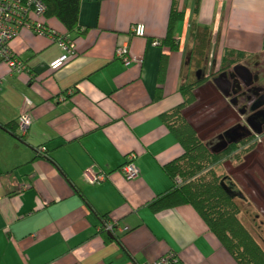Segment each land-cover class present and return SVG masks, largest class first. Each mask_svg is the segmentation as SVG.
<instances>
[{
	"label": "crops",
	"instance_id": "obj_1",
	"mask_svg": "<svg viewBox=\"0 0 264 264\" xmlns=\"http://www.w3.org/2000/svg\"><path fill=\"white\" fill-rule=\"evenodd\" d=\"M184 4L178 51L154 45L168 32L171 0H82L83 33L69 36L77 56L63 68H50L62 54L52 38L26 28L11 48L27 71L12 72L0 57V264H148L168 252L180 264H238L192 207L157 212L152 204L172 186L164 166L183 154L162 116L183 105L180 86L195 82L191 64L205 74L207 58L198 67L191 34L197 4L213 53L264 54V0ZM42 21L66 34L58 19ZM136 24L144 37L133 35ZM121 45L128 64L116 56ZM196 105L186 111L194 126ZM23 115L31 119L25 134ZM42 147L47 155L37 153ZM129 162L136 180L121 171ZM100 217L114 225L113 241L96 233Z\"/></svg>",
	"mask_w": 264,
	"mask_h": 264
},
{
	"label": "trees",
	"instance_id": "obj_2",
	"mask_svg": "<svg viewBox=\"0 0 264 264\" xmlns=\"http://www.w3.org/2000/svg\"><path fill=\"white\" fill-rule=\"evenodd\" d=\"M41 1L46 6L44 17L47 19L56 18L64 26L66 30V34L63 35L64 38L74 42V39L69 38V36L75 33L76 35L83 33L79 25L82 0ZM184 1L171 0L168 32L164 38L157 40L160 45L168 47L171 51H178L180 48V41L176 39L174 30L176 24L185 16ZM197 6L194 14L196 16L191 24L193 45L198 41H205L204 39L210 36L211 31L207 27L204 29L202 26L200 27L196 18L199 11V5L197 4ZM200 29H203L202 35H199ZM204 44L206 45V43ZM251 56L252 53L224 47L219 53L218 72L232 67L236 68L241 61H245ZM204 58H206V54ZM167 65L168 58L164 55L160 64L156 98L162 96ZM205 77L207 76L202 74L197 81L182 84L180 92L184 96L183 105L162 116L167 127L182 145L183 154L164 166L166 175L172 180V186L153 202L152 208L160 212L190 206L197 212L209 231L215 235L222 247L228 251L234 262L238 264H264V250L259 244L261 237L257 240L242 226L241 209L236 201L240 193L234 189L233 184L227 183V175H224L221 170L225 168L224 162L236 150L235 143L237 144V142H230L227 145H219L214 148L206 140H202L187 117L186 111L196 103V90L206 83ZM107 223L108 220L105 217H100V224L96 227V233L102 235L106 242H110V240L113 241L109 235L112 233L107 231ZM168 256L176 259V264L181 263L178 254L168 252L162 257Z\"/></svg>",
	"mask_w": 264,
	"mask_h": 264
},
{
	"label": "flooded vegetation",
	"instance_id": "obj_3",
	"mask_svg": "<svg viewBox=\"0 0 264 264\" xmlns=\"http://www.w3.org/2000/svg\"><path fill=\"white\" fill-rule=\"evenodd\" d=\"M247 68L253 77L250 85H248L247 79L242 74L241 76L235 73V68H229L221 73L219 72L220 74L218 73L217 76L211 75L206 79V82H214L215 86V90L209 89L210 92L208 94L209 96L212 93L210 98L212 110L207 116L199 115L204 114L201 112L202 109L198 108V101L201 102V96H203L199 90L196 96L198 105L195 107L196 116L199 115V118L196 117L194 128L201 138L206 129H208L206 133L215 134L217 132L219 139L216 144H211L214 148L219 145H227L230 142H237L241 146L239 148L244 152V155H242L239 165L237 167L234 166L235 168L229 171V177H231L233 183L234 181L239 182L245 192H252L253 194L258 192L259 209L263 211L264 185L262 183V186H260L259 181L264 177V150L258 148L257 150L249 151L252 143H249L248 139L254 135L256 136L255 139H257L256 142L262 143V147L264 146V61L253 69L249 66ZM218 79L225 80L227 84L220 82ZM219 103L224 105V108L220 109L221 112H224L223 118L228 116H231V118L228 121V125L221 123L214 127L212 116L216 114L215 109L218 108ZM231 108L232 112L230 111ZM226 109L228 110L225 111ZM206 123L209 124L208 127ZM235 137L239 140L237 141ZM256 170H258L257 176L260 177V180L259 177L256 178L254 175ZM249 182L256 183V190H252L248 184ZM240 194L243 195V191Z\"/></svg>",
	"mask_w": 264,
	"mask_h": 264
},
{
	"label": "built area",
	"instance_id": "obj_4",
	"mask_svg": "<svg viewBox=\"0 0 264 264\" xmlns=\"http://www.w3.org/2000/svg\"><path fill=\"white\" fill-rule=\"evenodd\" d=\"M46 14V6L41 0H0V57L4 59L14 73H23L27 71L26 65L18 60L14 55L11 43L18 37L21 29L26 28L33 31L39 36H48L62 49L60 57L50 63V68L53 71L60 70L66 64L71 62L76 56V46L71 40L63 37V34L55 32L42 19ZM132 33L136 37H144L146 35V27L143 24H136L132 28ZM154 45H160L157 41ZM128 46H120L116 50V56L125 64L130 62L128 57ZM30 116L23 115L20 118V129L23 134L26 133L30 124ZM40 155L47 153V148L42 147L37 151ZM131 160L133 156L129 157ZM129 159V160H130ZM130 160V161H131ZM122 173L129 180H136L139 177V171L133 163H126L122 169ZM99 178H95L97 181ZM108 232H113L114 225L111 223L106 224ZM177 260L168 257H162L159 260L150 264H176Z\"/></svg>",
	"mask_w": 264,
	"mask_h": 264
},
{
	"label": "rangeland",
	"instance_id": "obj_5",
	"mask_svg": "<svg viewBox=\"0 0 264 264\" xmlns=\"http://www.w3.org/2000/svg\"><path fill=\"white\" fill-rule=\"evenodd\" d=\"M199 25H200V23H199ZM201 26L202 25H200V27ZM202 28H205V26H202ZM199 31H200L199 35L200 34L202 35L203 29H200ZM204 40L205 41H203V42H200V41L196 42L194 44L193 50H195L194 54L196 55L195 61H199V66L202 65V62L205 63V58H204L205 57V52L208 53V55H206L207 65L205 67V76H207V77H205V79H207L209 76H211V74H212V76H217L218 75V73H219L218 72L219 71V61L220 60L218 61V59H219L218 57L219 56H217V53L216 52L213 53L211 51L212 50V43H213L211 35L208 38L204 39ZM204 43H206V45ZM212 60L213 61L216 60L217 63L215 64L214 62H212ZM262 61H264V54H252V56L250 58L246 59L245 61H241L239 63V66L240 65H245L246 67L249 66V67H251L253 69V68L259 66L262 63ZM211 62H212V64H211ZM190 66H191V68L193 70L192 71V79L191 80L192 81H197L198 80V76L200 77L202 75L201 71L200 70L195 71L198 68H195L193 66V64H191ZM221 72H223V70H221L220 73ZM208 94L209 93L204 94L203 95L204 98H202V96H201V102L198 101L199 102V107L203 108L201 112L204 113V116L209 115L211 110H212L211 99H210L212 93L209 96H208ZM221 108H224V105L219 103L218 108L215 109L216 114L212 116V119L214 121L213 124H215L214 127H217L221 123H226L228 125V121L231 118V116L223 118L224 112L220 111ZM227 110L228 109H226L225 111H227ZM230 111L232 112V108L230 109ZM197 118H199V117L197 116ZM206 125L208 127L209 124L206 123ZM207 130L208 129L205 130V132H204L205 135L203 134L202 140H206V142L208 144H210V145L214 144V143L216 144L218 139H219V136L217 135V132L215 134L206 133ZM248 133H250V131H248ZM253 136L254 135H252L248 139L249 143H252L250 145L251 149H249V151L250 150H252V151L253 150H257L258 148H261V149L264 150V146L262 147V143H259V142L257 143L256 142L257 139H255L256 136H254V137ZM235 138H234V140H236V139H237V141L239 140L238 138H236V139ZM238 145L239 144L235 143L236 150L233 152V154H231V156L227 159V161L224 162L225 163V165H224L225 168H223L221 170L224 173V175H227L226 179L228 181L227 182L228 184H233L234 189L237 192H239V193L241 191H243V195L240 194V196L236 200L238 206L241 209L240 218H241V221H242V226L245 227L250 232L251 236L255 237L257 240H259V238L261 237V239L259 240V244H260L261 249L264 250V204L262 205V209H263V211H262V210L259 209L260 205H259V203L257 201V196L259 195V193L258 192H254V194H253L252 192H249V193L245 192V190L243 189L242 185L239 182L234 181V183H233L231 177H229V174H230L229 171L233 170V168H235L234 166L237 167L239 165L240 159L242 160V155H244V152H242V150H240V148H239L241 146L240 145L238 146ZM257 174H258V170H256V173H254L256 178L259 177V176H257ZM262 178L263 179L260 180V177H259V180H260L259 181V185L260 186H262V183L264 185V177H262ZM248 184L252 188V190H256V183L253 184L252 182H249ZM248 191H250V190H248Z\"/></svg>",
	"mask_w": 264,
	"mask_h": 264
},
{
	"label": "water",
	"instance_id": "obj_6",
	"mask_svg": "<svg viewBox=\"0 0 264 264\" xmlns=\"http://www.w3.org/2000/svg\"><path fill=\"white\" fill-rule=\"evenodd\" d=\"M235 73L237 74V75H243L244 77H245V79H247V81H248V85H250L251 83H252V81H253V77H252V75H251V72H250V70L246 67V66H243V65H240V66H237L236 68H235ZM241 75V76H242ZM220 82H224V83H226L227 84V82L225 81V80H223V79H218Z\"/></svg>",
	"mask_w": 264,
	"mask_h": 264
}]
</instances>
